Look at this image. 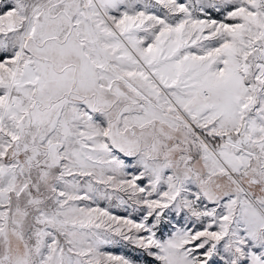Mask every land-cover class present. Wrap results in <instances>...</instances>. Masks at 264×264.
Wrapping results in <instances>:
<instances>
[{
    "label": "snow or ice",
    "instance_id": "snow-or-ice-1",
    "mask_svg": "<svg viewBox=\"0 0 264 264\" xmlns=\"http://www.w3.org/2000/svg\"><path fill=\"white\" fill-rule=\"evenodd\" d=\"M0 264H264V0H0Z\"/></svg>",
    "mask_w": 264,
    "mask_h": 264
}]
</instances>
